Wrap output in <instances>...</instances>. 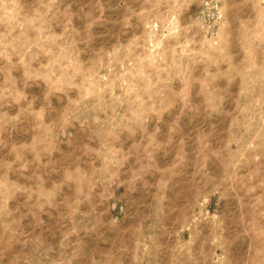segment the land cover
Wrapping results in <instances>:
<instances>
[{
  "label": "rangeland",
  "instance_id": "rangeland-1",
  "mask_svg": "<svg viewBox=\"0 0 264 264\" xmlns=\"http://www.w3.org/2000/svg\"><path fill=\"white\" fill-rule=\"evenodd\" d=\"M0 264H264V0H0Z\"/></svg>",
  "mask_w": 264,
  "mask_h": 264
}]
</instances>
